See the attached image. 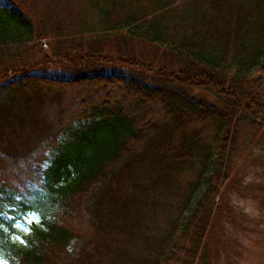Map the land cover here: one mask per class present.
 <instances>
[{
  "label": "trees",
  "instance_id": "trees-1",
  "mask_svg": "<svg viewBox=\"0 0 264 264\" xmlns=\"http://www.w3.org/2000/svg\"><path fill=\"white\" fill-rule=\"evenodd\" d=\"M238 124L264 0H0V264H208Z\"/></svg>",
  "mask_w": 264,
  "mask_h": 264
},
{
  "label": "rangeland",
  "instance_id": "rangeland-1",
  "mask_svg": "<svg viewBox=\"0 0 264 264\" xmlns=\"http://www.w3.org/2000/svg\"><path fill=\"white\" fill-rule=\"evenodd\" d=\"M235 140L228 176L209 222L208 264H264V137L261 130L238 124ZM33 223L31 216L16 223L12 239L23 245ZM123 235L127 243H140ZM127 250L136 252L131 245Z\"/></svg>",
  "mask_w": 264,
  "mask_h": 264
},
{
  "label": "snow or ice",
  "instance_id": "snow-or-ice-1",
  "mask_svg": "<svg viewBox=\"0 0 264 264\" xmlns=\"http://www.w3.org/2000/svg\"><path fill=\"white\" fill-rule=\"evenodd\" d=\"M0 215H2V212H0Z\"/></svg>",
  "mask_w": 264,
  "mask_h": 264
}]
</instances>
